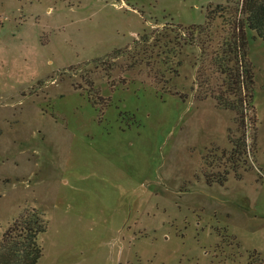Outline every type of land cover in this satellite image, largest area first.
Segmentation results:
<instances>
[{"label":"rangeland","instance_id":"obj_1","mask_svg":"<svg viewBox=\"0 0 264 264\" xmlns=\"http://www.w3.org/2000/svg\"><path fill=\"white\" fill-rule=\"evenodd\" d=\"M240 1L0 0V239L34 215L46 223L36 264H264L253 31L255 113L243 103L241 126L209 96L223 81L211 56ZM219 4L225 20L193 33ZM231 140L236 173L221 156ZM226 171L222 186L203 177Z\"/></svg>","mask_w":264,"mask_h":264},{"label":"trees","instance_id":"obj_2","mask_svg":"<svg viewBox=\"0 0 264 264\" xmlns=\"http://www.w3.org/2000/svg\"><path fill=\"white\" fill-rule=\"evenodd\" d=\"M228 7L230 6L216 5L212 11L207 13L205 26H194L191 29L193 33L197 36L202 34L206 36L211 30L213 21L217 18L225 20ZM233 12L237 18L227 22L231 28L229 36L220 42L222 50L220 53L218 51L213 52L210 62L213 73L220 75L223 81L216 96H214L213 91L209 93V96L213 97L218 108L222 110L234 111L238 109L241 126H244L243 103L248 104L251 107V112L255 113L253 108V68L247 58L245 29L253 31L256 37L264 42V0H241ZM234 83L237 84L239 91L236 95L237 101L231 102L228 98L229 94L232 95L235 92ZM170 94L177 96L175 93ZM180 99L185 101L186 97L183 96ZM99 101L103 102L100 98ZM253 119L250 120L253 121ZM230 144L232 145L230 153L221 152V156L227 160V163L234 166L231 171L236 173L239 169L235 165L239 162L238 157L241 158L242 153L236 141L231 140ZM241 164L247 169V164L244 161ZM227 176V171L221 174H203L208 185L218 184L222 186L225 184ZM238 178L240 177L238 176ZM36 217L32 215L33 220L24 219L15 222L13 227L2 235L0 239V264L37 263L42 255V247L38 243V238L45 233L46 223L39 221Z\"/></svg>","mask_w":264,"mask_h":264}]
</instances>
